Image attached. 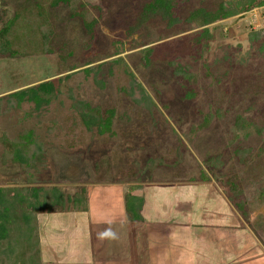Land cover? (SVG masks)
<instances>
[{
  "label": "rangeland",
  "instance_id": "rangeland-1",
  "mask_svg": "<svg viewBox=\"0 0 264 264\" xmlns=\"http://www.w3.org/2000/svg\"><path fill=\"white\" fill-rule=\"evenodd\" d=\"M50 1L0 4V24L15 19L8 39L20 53L14 59L0 57V155L1 143L15 139L21 130L27 131L25 142L36 136L45 154L28 168L0 162V186L23 185L31 178L38 185L56 184L67 193L86 194L88 187L150 177L167 186L194 187L204 183L201 176H209L204 161L219 156L217 174L243 191L237 204L249 219L238 215L243 229L220 231L243 238L250 252H260L264 259V199L255 196L264 191V27L251 30L244 16L233 22L224 18L206 26L204 34L195 23L184 21L195 9L222 5L236 11L244 0H178L179 22L167 26L150 16L133 29L136 7L150 0H61L56 9L49 8ZM40 11L52 32L50 55L41 51ZM74 11L85 22L95 19L92 40L78 27ZM74 68L64 81L57 79ZM44 81L50 82L49 89L40 95L20 101L16 109L5 106L9 93ZM71 99L109 113L108 129L101 135L86 131L69 107ZM205 117L209 121L202 126ZM236 117L248 126L235 129ZM22 139L16 143L21 145ZM244 149L248 151L239 155L240 163L236 155ZM150 161L158 165L144 170ZM207 183L222 188L227 198L224 187L210 179ZM103 243L108 249L99 263L125 262L123 251L110 250L109 238ZM54 260L44 257L45 264Z\"/></svg>",
  "mask_w": 264,
  "mask_h": 264
},
{
  "label": "crops",
  "instance_id": "crops-1",
  "mask_svg": "<svg viewBox=\"0 0 264 264\" xmlns=\"http://www.w3.org/2000/svg\"><path fill=\"white\" fill-rule=\"evenodd\" d=\"M105 185L87 188L85 212L37 216L43 262L51 255L53 264H103L98 257L108 247L104 248V239L98 234L105 228L115 233L109 237L113 244L110 250L126 255L121 264L264 262L260 252H250L243 238L221 233L224 229H243L221 187L220 191L211 183L167 186L150 177L131 184L118 181ZM128 192L142 200L140 221H129L124 213L123 196ZM96 237L100 242L96 240L93 248Z\"/></svg>",
  "mask_w": 264,
  "mask_h": 264
},
{
  "label": "trees",
  "instance_id": "trees-1",
  "mask_svg": "<svg viewBox=\"0 0 264 264\" xmlns=\"http://www.w3.org/2000/svg\"><path fill=\"white\" fill-rule=\"evenodd\" d=\"M3 3L4 0H0V4ZM60 3L61 0H51L49 8L56 9ZM263 5L264 0H244V2L238 4L236 11L226 9L222 5L216 6L214 9H208L207 11L195 9L188 13L184 21L188 23L193 22L198 28L204 30L206 26L219 22L224 18H231V22L237 19L241 20L243 18L241 14ZM178 7V0H150L140 4L136 7L137 16L134 18V21H132L130 28L140 27L150 19V16L158 17L162 21L165 20L167 26L169 24H175L179 22L175 15V10ZM80 9H82V7ZM37 15L41 21L37 27L42 46L41 51L43 54L50 55L52 52L47 46L52 32L49 30L46 17L41 11L37 12ZM74 19L78 20V27L88 36H91L92 40L94 35L93 28L96 25L95 19L85 22L81 14L77 11H74ZM14 20L15 19H11L8 24H6L7 22L0 24V57L14 59L20 55V53L12 47L8 39L9 31ZM203 32L205 34L206 30ZM148 51L149 49H145V52ZM83 67H86V65ZM74 70L76 69H70L66 74L57 79L64 81ZM49 84V81H44L35 86L24 87L9 93L6 95V98H4L5 106L7 108L16 109L20 101L35 98L36 95H40L45 89H49L47 88ZM125 93L129 95V99L137 102V99L132 95L133 92L126 91ZM138 93L139 95H144L141 90L138 91ZM185 97L189 96L185 95ZM2 98L3 97L0 96V102ZM70 106L78 117H80L86 131L91 133L92 130H95L96 133L101 135L103 131L108 129L109 113L103 115L97 107H92L85 101L79 102L75 99H71ZM208 121L206 117L203 118L202 126L206 125ZM233 125L235 129H242L248 126V123L244 118L236 117ZM202 126H200V128H202ZM26 132V130H21L15 139H5L3 144L1 143L3 150L0 155V162L2 164L11 161L28 168L32 167L33 162L44 160L45 154L42 145H40L41 142L36 140L37 137L32 134L29 135V140L25 142L22 137ZM234 138L233 135V139ZM18 139H22L21 145L16 143ZM247 151L248 149H244V151L237 152L238 154L236 157L238 162L242 163V158L239 155ZM153 164V161H150L148 165L146 164L144 170L151 171L152 168L154 170L158 164L156 163V166ZM204 165H206V171L209 176H201L199 180L207 183L210 179L224 187L229 192L227 200L232 202L240 218L248 221V215L240 209V206L237 204L238 199L243 197V191L234 182L225 180L220 174H217L222 167L221 162H219V156L207 158V160L204 161ZM24 183L23 185L0 186V264H44L40 250L37 216L39 214H49L53 212H85L87 209L86 194L81 191L67 193L56 184L48 183L42 186L36 184L31 178L26 179ZM255 196L264 199V191L256 193ZM234 199H236L235 203L233 202ZM141 205L142 200L139 197L131 196L129 192L124 194V213L129 221H140L139 212ZM70 206H72V208Z\"/></svg>",
  "mask_w": 264,
  "mask_h": 264
},
{
  "label": "built area",
  "instance_id": "built-area-1",
  "mask_svg": "<svg viewBox=\"0 0 264 264\" xmlns=\"http://www.w3.org/2000/svg\"><path fill=\"white\" fill-rule=\"evenodd\" d=\"M252 30H258L264 27V5L255 7L246 13L241 14Z\"/></svg>",
  "mask_w": 264,
  "mask_h": 264
},
{
  "label": "clouds",
  "instance_id": "clouds-1",
  "mask_svg": "<svg viewBox=\"0 0 264 264\" xmlns=\"http://www.w3.org/2000/svg\"><path fill=\"white\" fill-rule=\"evenodd\" d=\"M98 235H99L100 239H105V238H109V237H114L115 233L110 228H105Z\"/></svg>",
  "mask_w": 264,
  "mask_h": 264
}]
</instances>
